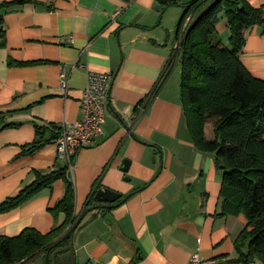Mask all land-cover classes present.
<instances>
[{
    "label": "crops",
    "instance_id": "0c3cea01",
    "mask_svg": "<svg viewBox=\"0 0 264 264\" xmlns=\"http://www.w3.org/2000/svg\"><path fill=\"white\" fill-rule=\"evenodd\" d=\"M11 1L16 0L0 4ZM33 1L4 13L0 205L33 183L36 172L70 166L55 141L33 156L21 155L36 141L37 126L62 128L81 121L89 74H111L105 135L72 160L76 214L84 213L97 188L131 197L85 218L72 238L76 264H192L196 254L200 264L236 259L235 243L247 220L220 216L223 174L214 155L200 151L192 139L182 72L172 68L182 5L195 0H178L160 12L157 0ZM247 1L264 7V0ZM217 31L228 45L224 16ZM241 59L264 80V27L246 32ZM63 74L68 90L61 85ZM7 124L17 126L2 129ZM206 136L214 139L212 128ZM66 188V181H58L23 206L1 213L0 237H15L27 228L48 234L64 225L67 216H55L52 209ZM47 253L26 264H45Z\"/></svg>",
    "mask_w": 264,
    "mask_h": 264
},
{
    "label": "trees",
    "instance_id": "16d2710c",
    "mask_svg": "<svg viewBox=\"0 0 264 264\" xmlns=\"http://www.w3.org/2000/svg\"><path fill=\"white\" fill-rule=\"evenodd\" d=\"M33 3L16 0L0 4V49L6 47L4 13ZM188 7L177 26L175 43L179 48L172 68L178 66L182 72L181 94L189 131L200 151L214 155L223 174L220 216L242 215L247 220L235 243L238 257L228 263L264 264V80L254 77L241 59L246 32L264 27V7L255 8L247 0H195L182 5L184 10ZM223 16L229 28L228 45L217 31ZM16 126L7 124L2 129ZM207 127L213 130V140L206 136ZM36 129V141L26 146L21 156H33L61 132L53 126ZM70 169L36 172L33 183L0 205V214L8 213L52 189L56 182L66 181L65 195L52 209L55 216L64 213L66 223L48 234L27 228L15 237L1 236L0 264H26L63 245L61 238L80 217ZM100 189L91 194L84 213L100 208L107 211L106 204L95 201Z\"/></svg>",
    "mask_w": 264,
    "mask_h": 264
},
{
    "label": "built area",
    "instance_id": "2783aa9c",
    "mask_svg": "<svg viewBox=\"0 0 264 264\" xmlns=\"http://www.w3.org/2000/svg\"><path fill=\"white\" fill-rule=\"evenodd\" d=\"M113 81L111 74H89L88 85L81 102L83 119L74 124L63 126L59 137L55 140L60 155L70 162L71 173L73 158L80 151L92 146L99 137L105 135L104 126ZM61 85L65 90L69 89V82L65 74L62 75ZM140 109L143 108L140 107ZM200 263L199 255H194L192 264Z\"/></svg>",
    "mask_w": 264,
    "mask_h": 264
},
{
    "label": "water",
    "instance_id": "95a60500",
    "mask_svg": "<svg viewBox=\"0 0 264 264\" xmlns=\"http://www.w3.org/2000/svg\"><path fill=\"white\" fill-rule=\"evenodd\" d=\"M157 1L158 4L156 6V10L160 12L164 6H167L170 3H175L178 0H157ZM188 10L189 7L184 10L183 15H185L188 12ZM178 33L179 30L176 29L174 32V40H176ZM129 166L130 164L129 162H127L125 168L126 171H128ZM130 197L131 195L123 199V196L121 194H118L106 188H102L97 193L95 201L100 204H106V210L109 211L117 206L122 205ZM93 211H95V209L88 210L79 217L73 228L69 232H67V234L63 238H61L60 244H63L64 246L59 247L54 252L50 250L46 255L45 264H76L77 259L74 249V242L72 238L75 232L77 231V229L85 220V218Z\"/></svg>",
    "mask_w": 264,
    "mask_h": 264
},
{
    "label": "rangeland",
    "instance_id": "374dc122",
    "mask_svg": "<svg viewBox=\"0 0 264 264\" xmlns=\"http://www.w3.org/2000/svg\"><path fill=\"white\" fill-rule=\"evenodd\" d=\"M183 12H184V9H183V11H182V14L180 15V18H179V20H178V23H179V21H180L182 15H183ZM177 49H178V48H177ZM177 68L179 69V67H177Z\"/></svg>",
    "mask_w": 264,
    "mask_h": 264
},
{
    "label": "bare ground",
    "instance_id": "6f19581e",
    "mask_svg": "<svg viewBox=\"0 0 264 264\" xmlns=\"http://www.w3.org/2000/svg\"><path fill=\"white\" fill-rule=\"evenodd\" d=\"M177 48H179V46L176 44Z\"/></svg>",
    "mask_w": 264,
    "mask_h": 264
}]
</instances>
